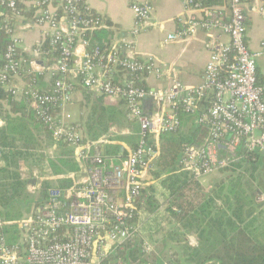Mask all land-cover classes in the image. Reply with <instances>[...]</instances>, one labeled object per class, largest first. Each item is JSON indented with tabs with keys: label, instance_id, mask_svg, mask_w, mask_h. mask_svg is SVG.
I'll return each instance as SVG.
<instances>
[{
	"label": "built area",
	"instance_id": "built-area-1",
	"mask_svg": "<svg viewBox=\"0 0 264 264\" xmlns=\"http://www.w3.org/2000/svg\"><path fill=\"white\" fill-rule=\"evenodd\" d=\"M227 2L206 5L204 0H189L187 22L165 38L168 43L200 29L207 33L209 59L201 83L188 87L175 73L171 86L149 88L138 85L137 79L150 74L161 79L164 67L123 54L119 47L92 45L91 35L104 26V19L82 0H0V6L10 12L4 27L11 41L0 68V85L13 97L25 98L52 136L68 142L74 158L85 165L82 171L67 175L72 179L69 187H49L46 201L17 223L19 243H8L0 222V264H104L137 238L142 239L144 251H152L150 240L142 235L140 216L151 196L147 186L153 182L152 172L161 155V135L177 131L183 113L195 116L198 137L185 147L180 163L196 179L222 173L246 153L264 158V84L258 78L264 42L260 50L249 46L244 7L253 2V9L264 16V0ZM22 4L34 11L27 26L48 29L46 40L57 52L50 62L38 60L43 43L35 46L32 58L19 47L13 19ZM131 7L134 33L154 26L150 5ZM218 32L228 41L221 40ZM121 69L130 78L119 82L116 73ZM33 73L51 74L52 87L40 89ZM75 81L95 95L124 102L128 119L139 125V139L126 154L101 151L105 145L121 144L115 137L125 130L113 125L92 138L65 111L74 101ZM146 98L155 101L150 113L141 106ZM36 187L31 185L30 190L35 192ZM115 264L126 263L119 259Z\"/></svg>",
	"mask_w": 264,
	"mask_h": 264
},
{
	"label": "trees",
	"instance_id": "trees-1",
	"mask_svg": "<svg viewBox=\"0 0 264 264\" xmlns=\"http://www.w3.org/2000/svg\"><path fill=\"white\" fill-rule=\"evenodd\" d=\"M204 1L211 5L225 0ZM10 42L0 17V68L5 64L4 54ZM91 43L97 44L93 39ZM101 46L109 47L108 44ZM42 49L48 62L57 56L48 40L43 42ZM122 73L124 70L121 69L116 74ZM31 76L40 89L49 88L45 86L42 74ZM137 84L146 86L139 78ZM88 93V99L91 95L94 97L93 105H87L88 116L80 124L89 136L98 138L113 124L126 121L123 112L103 104V96ZM0 101L9 106L3 115L7 126L0 129V161L3 162L0 166V219L5 223L12 222L3 226L2 231L8 243L15 245L21 238L16 221L26 216L23 214L28 211H25L27 204L32 201L35 209L46 201L47 189L51 186L69 187L72 179L63 176L69 171L77 172L79 164L74 159V148L52 136L25 98L13 97L0 85ZM33 122L45 133L43 138L32 132ZM197 137L195 116L183 113L180 128L161 135V155L152 172L153 182L147 186L151 196L143 208L148 221L144 228L151 240L162 235V241L168 243L172 253L165 257L162 248L149 258L142 239L137 238L113 253L104 264H115L119 259L126 264H264V200H260L264 194V158L246 153L244 159L223 170V175L208 186L184 170L180 163L185 147L195 143ZM54 145L57 151L51 156L46 150ZM110 147L109 153L120 149L116 145ZM24 166L29 171L32 166H37L40 175L51 177L41 181L32 179L31 174L22 171ZM30 181L40 183L39 195L27 191ZM15 206L18 211L14 213ZM189 235L196 236L197 244L190 243Z\"/></svg>",
	"mask_w": 264,
	"mask_h": 264
},
{
	"label": "crops",
	"instance_id": "crops-1",
	"mask_svg": "<svg viewBox=\"0 0 264 264\" xmlns=\"http://www.w3.org/2000/svg\"><path fill=\"white\" fill-rule=\"evenodd\" d=\"M82 1L91 8L93 13L100 15L104 19V26L92 33L91 40L93 39L99 45L108 44V48L119 47L123 54L131 53L145 60H154L156 63L161 65V67H164L166 73L161 79H158L153 74L142 78V81L146 83V87L167 88L172 85V79L175 73L179 75L180 81L188 87H193L201 83L205 67L209 59V50L206 47L207 33L200 29L196 34L188 38L178 39L168 43L165 42V38L168 33L176 31L187 22L190 12L189 7L187 6L189 0ZM134 3L148 4L152 7V19L154 21V26L140 33H134L136 18L131 7ZM227 4L228 2L226 0L221 4L211 3V5ZM253 5H255L253 2H247L244 4L248 17L247 42L251 49L260 50L262 48V43L264 42V16L258 10L253 9ZM7 15H10V12L7 9L0 8V17L3 21ZM33 15L34 11L28 7L27 4H22L20 13L13 19L15 37L18 38L19 47L28 58L34 57L33 49L39 43L46 41L48 33V29L46 27H40L38 25L27 26L33 21ZM217 34L221 40L226 42L228 41V37L225 35L219 32ZM79 50H81V47ZM74 59H76V57ZM38 60L42 63L48 62V57L41 55ZM73 68H76L75 63H73ZM43 76L45 86L49 88L52 87L54 79L51 74L45 73ZM128 76L129 75L124 72L122 74H117L116 78L124 81V79H128ZM258 78L259 82L264 84V56L258 59ZM74 83L75 98L72 103L66 106L65 111L72 114L68 107L74 105L75 103L80 104L82 108L80 120L72 119L80 124V122L84 123L86 120L89 110L87 109V105H93L92 100H94V97L91 95V98L88 99L87 95L90 91H87V89L84 88L78 81H75ZM103 104L105 106L115 107L121 112L124 111V118H126V121H123L122 123L124 129L119 131L122 132L125 130L126 133L115 137V140L121 143L116 144V146H120V149L117 152H108V149H111L110 146L114 145H105V147L101 148V151L106 155H116L120 152L126 154L128 152V148L134 147L139 139V125L135 121L128 119L127 109L123 101L103 97ZM141 106L145 112L150 113L155 109V101L152 98H146L141 102ZM8 107L9 106L5 101H0V129L7 126V121L3 115H5V111ZM35 125L36 124L33 122L30 126L32 132L35 133V135H43V138L45 133L43 134L39 131ZM113 125L117 128L119 124ZM82 127L87 134L85 127L83 125ZM46 151H48V153L50 152L51 156H55L57 146H48ZM78 164L79 170L82 171L85 169V165L80 162H78ZM1 165H3L2 161H0V166ZM72 172L74 171L67 172L63 178H68L67 175ZM37 184H39V182L30 181L28 187ZM262 197L264 198V194L261 195L260 200ZM23 215H26L25 217H27L31 215V213H24ZM0 222L2 223V227L12 223H5L1 219Z\"/></svg>",
	"mask_w": 264,
	"mask_h": 264
},
{
	"label": "rangeland",
	"instance_id": "rangeland-1",
	"mask_svg": "<svg viewBox=\"0 0 264 264\" xmlns=\"http://www.w3.org/2000/svg\"><path fill=\"white\" fill-rule=\"evenodd\" d=\"M68 108L72 112V119H74V120H80V118H81V109H82L81 106H80V104L75 103L74 105L69 106ZM123 113H124V111H123ZM117 129L118 130H123L124 129V126L122 124L121 125L119 124L118 127H117ZM49 154H50V152H49ZM28 169L29 168L27 166H25V167L22 168V171L31 174L32 175V177H31L32 179H37L38 178L41 181V180H43L45 178H50L51 177L49 175H46V176L40 175L41 174L40 173L41 171H40L39 167H37V166H32L31 167V171H29ZM222 175H223L222 173H217V174H212V175H206V176H203L201 178V182H203L205 185H208L209 186V184L212 181H214L215 179L219 178ZM36 186L37 187L35 189V192H32L30 190L31 189V186L27 188V191L31 195H34V196L39 195L40 194V183L37 184ZM14 209H16L14 211V213L18 211V208L16 206H15ZM25 209H26V211L28 210L26 213H28V214L32 213V211L34 210V203L32 201H30L27 204V206L25 207ZM20 220L21 219L19 218L16 221V223H18ZM140 221H141V230H142L143 237L147 238V240L149 239L150 242H151V244H152V246H153V250L150 251L149 253H146L147 256H149V258H150L151 254L153 252H155V251L157 252V251H159L160 249L163 248V252H164L165 257H168L172 253V251L168 248L169 247V246H167L168 243L167 244H164V242L162 241V235H156L153 240H151L149 238L148 231L146 230V228H144L146 226V224H147L148 221H146V216H145V214L143 215V211H142V215L140 216ZM188 239H189L190 243H192L193 245L197 244V238H196L195 235H189L188 236Z\"/></svg>",
	"mask_w": 264,
	"mask_h": 264
}]
</instances>
